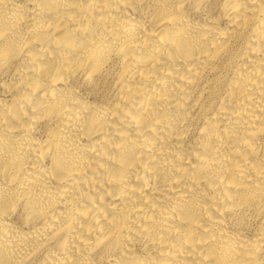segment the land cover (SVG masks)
I'll return each instance as SVG.
<instances>
[{
    "label": "bare ground",
    "instance_id": "bare-ground-1",
    "mask_svg": "<svg viewBox=\"0 0 264 264\" xmlns=\"http://www.w3.org/2000/svg\"><path fill=\"white\" fill-rule=\"evenodd\" d=\"M0 264H264V0H0Z\"/></svg>",
    "mask_w": 264,
    "mask_h": 264
}]
</instances>
